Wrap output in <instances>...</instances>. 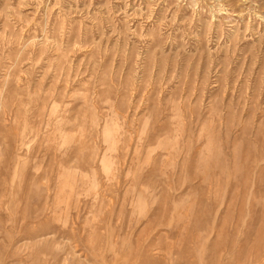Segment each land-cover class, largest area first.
<instances>
[{
	"label": "rangeland",
	"instance_id": "obj_1",
	"mask_svg": "<svg viewBox=\"0 0 264 264\" xmlns=\"http://www.w3.org/2000/svg\"><path fill=\"white\" fill-rule=\"evenodd\" d=\"M0 264H264V0H0Z\"/></svg>",
	"mask_w": 264,
	"mask_h": 264
}]
</instances>
